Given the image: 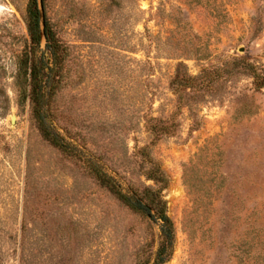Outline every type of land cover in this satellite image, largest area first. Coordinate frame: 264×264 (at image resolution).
<instances>
[{
    "label": "rangeland",
    "instance_id": "obj_1",
    "mask_svg": "<svg viewBox=\"0 0 264 264\" xmlns=\"http://www.w3.org/2000/svg\"><path fill=\"white\" fill-rule=\"evenodd\" d=\"M29 3L0 0V264H155L162 223L87 164L127 193L159 188L151 160L176 230L165 264H264V88L246 70L264 67V0H44L67 49L48 122L82 158L22 97Z\"/></svg>",
    "mask_w": 264,
    "mask_h": 264
},
{
    "label": "trees",
    "instance_id": "obj_2",
    "mask_svg": "<svg viewBox=\"0 0 264 264\" xmlns=\"http://www.w3.org/2000/svg\"><path fill=\"white\" fill-rule=\"evenodd\" d=\"M28 31L30 35V45L20 58L18 64L17 82L22 90L24 101L30 99L33 108V117L37 122L42 136L53 146L63 153L73 157L80 154L74 145L68 143L66 139L50 126V101L57 91L56 70L62 69L67 54L66 47L57 38L48 18H46V50L51 60L45 64L38 54L42 52V39L40 32V13L38 0H30L28 7ZM52 61V63H50ZM50 64H53L50 67ZM47 70L52 73L50 77ZM246 70L255 80L258 89L264 88V67L247 64ZM195 79L184 75L177 77L175 88L180 92L184 88L192 87ZM82 158V156H80ZM151 167L146 172L148 180L154 181L159 188L145 187L143 190L131 188L125 193L116 179L107 171L93 161H87L90 172L96 179L111 193H113L124 205L133 212L162 223L163 234L159 249L156 254L155 264L167 263L174 251L176 241V230L172 219L168 216L167 204L162 192L167 185V179L161 171L158 163L150 161Z\"/></svg>",
    "mask_w": 264,
    "mask_h": 264
},
{
    "label": "water",
    "instance_id": "obj_3",
    "mask_svg": "<svg viewBox=\"0 0 264 264\" xmlns=\"http://www.w3.org/2000/svg\"><path fill=\"white\" fill-rule=\"evenodd\" d=\"M38 7L40 13V32L43 45L46 44V13L44 0H38Z\"/></svg>",
    "mask_w": 264,
    "mask_h": 264
}]
</instances>
